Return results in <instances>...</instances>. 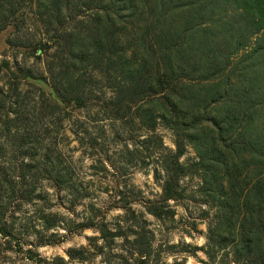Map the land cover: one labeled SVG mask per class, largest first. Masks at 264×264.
Returning <instances> with one entry per match:
<instances>
[{
    "label": "trees",
    "instance_id": "16d2710c",
    "mask_svg": "<svg viewBox=\"0 0 264 264\" xmlns=\"http://www.w3.org/2000/svg\"><path fill=\"white\" fill-rule=\"evenodd\" d=\"M7 26V46L33 52L43 75L0 58L6 248L18 246L7 212L44 200L42 182L57 192L73 189L53 132L77 115L71 131L89 148L96 137L89 128L100 121L168 129L174 150L154 169L161 199H176L181 177H195L215 208L206 248L234 264H264V67L252 70L247 62L264 44L231 58L252 35L264 38V0H0V30ZM232 61L241 65L230 67ZM187 146L194 157L181 162ZM147 211L156 219L170 213L167 205ZM37 212L42 229L63 221L55 211Z\"/></svg>",
    "mask_w": 264,
    "mask_h": 264
},
{
    "label": "rangeland",
    "instance_id": "374dc122",
    "mask_svg": "<svg viewBox=\"0 0 264 264\" xmlns=\"http://www.w3.org/2000/svg\"><path fill=\"white\" fill-rule=\"evenodd\" d=\"M11 32V26L0 30V58L24 62L43 75L42 62L35 59L33 52L7 46L5 38ZM262 37H249L231 58L264 44ZM247 62L252 70L262 69L264 51L260 55L253 53ZM235 63L232 61L230 67L238 65ZM33 82L53 97L45 82ZM213 105L219 108L218 104ZM209 111L216 114V110ZM73 117L77 115L62 120L53 132L73 189L57 192L42 182L39 190L46 192H42L44 200H33L7 212L18 246L6 248V239L0 235V264H234L222 250L205 246L215 208L198 193L195 177H181L176 199H161L160 181L154 179V169L159 168L168 151L174 150L168 129L160 123L147 131L139 125L100 121L89 128L91 135L96 136L89 148L86 139L79 143L72 133V128H78ZM193 157L194 152L187 146L180 160L189 162ZM165 205L170 213L162 219L147 211L150 206ZM37 211H55L63 221L59 227L42 229L35 217ZM76 222L85 226L64 230V226ZM39 236L55 242L37 245ZM69 249L76 250L71 257Z\"/></svg>",
    "mask_w": 264,
    "mask_h": 264
}]
</instances>
